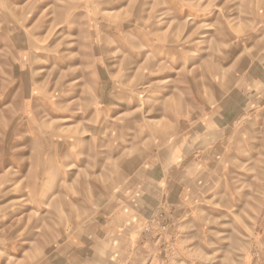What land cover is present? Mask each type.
Here are the masks:
<instances>
[{
    "label": "clouds",
    "instance_id": "9594fccd",
    "mask_svg": "<svg viewBox=\"0 0 264 264\" xmlns=\"http://www.w3.org/2000/svg\"><path fill=\"white\" fill-rule=\"evenodd\" d=\"M0 264H264V0H0Z\"/></svg>",
    "mask_w": 264,
    "mask_h": 264
},
{
    "label": "rangeland",
    "instance_id": "374dc122",
    "mask_svg": "<svg viewBox=\"0 0 264 264\" xmlns=\"http://www.w3.org/2000/svg\"><path fill=\"white\" fill-rule=\"evenodd\" d=\"M41 10H42V9H41ZM37 15H38V14H37ZM81 17H82V13H81V12H77V18H81ZM35 18H36V17H34L33 22H34ZM43 31H44V33H46V32H47V27H46ZM17 214H19V213H17Z\"/></svg>",
    "mask_w": 264,
    "mask_h": 264
}]
</instances>
